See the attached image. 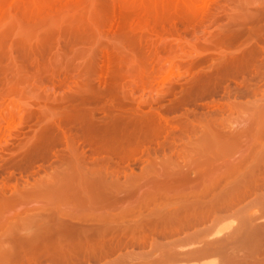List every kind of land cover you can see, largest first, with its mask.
I'll return each mask as SVG.
<instances>
[{"label": "bare ground", "instance_id": "obj_1", "mask_svg": "<svg viewBox=\"0 0 264 264\" xmlns=\"http://www.w3.org/2000/svg\"><path fill=\"white\" fill-rule=\"evenodd\" d=\"M103 1H105L107 3L108 8L110 7L109 8L110 10L108 9V11L110 13V16H113V18H114L113 19L114 21H112L110 19L112 21V23L114 24L112 26L115 27V25H117L116 27H118V28L122 27L120 29H123V27H125L126 25H129V27L130 26L132 27L134 22H136V20L143 17L144 15H145V17H143V19H141V21L139 19L138 22H136V24L137 25H138V23L139 24L140 23L145 24L147 21H149L146 19V16L150 17L151 15H153V13H154V11L152 13L153 8L155 10V7H153V6L157 5L158 6L157 9H159L161 6V8L159 9V12H160L161 10H163L165 8L164 6L166 5V8L164 10L166 13V11L167 12L171 11L169 8H168L169 10H167V7H169V5L171 6L174 3L176 4V2H178L179 0H175L174 2H170L172 4L169 3V5H168L167 1H171V0H89V1L88 0H0V17L6 15L10 10H18V8H20V10H21V15L19 13L20 19H22V18L25 19L28 22L26 24L29 25V27L31 28L33 23H31V20H28V19H30L34 16H36V17L39 15L44 16L43 18L41 16V18H42V21L44 23H46L47 21H49L47 19H50V22H51L52 18L55 17L54 15H56V19H58L57 17H60L61 14L68 13V10H70V9H75L77 12L78 10L88 9L85 7H90L88 10H86L87 12L84 11V13H81L78 11V14L79 15L82 14L81 17L84 18V17H86L85 15H89L88 11L90 10V18H91V14L93 12V11L91 12V9L95 6H99L98 3L101 4V3H103ZM183 4H182V6L179 4V7H183ZM86 5H88V6H86ZM89 5H91L92 7ZM262 5H263V3L260 4V6H262ZM187 6L188 5L186 4V7ZM104 7H105V5H104ZM104 7L100 6V12L102 10V13L99 12V14H103L105 12V10H103ZM173 7H175V6H173ZM184 8H182V9H184ZM177 9L181 10L180 8H177ZM177 9H175V11H177ZM188 9H190V8H188ZM63 10L66 13H63L62 12ZM75 10H73V11H75ZM253 10H251V11H253ZM73 11L72 10L69 11V13L66 14L67 16H65L66 18L64 17L63 20L69 19L68 21H71V20L75 21V19L77 18V22L80 23V21L86 20V18H88V17H86L85 19L81 18L82 20H80V18L77 17L78 14H73L74 13ZM258 11H259L258 14H260L261 16L260 15L254 16L255 19L258 16L264 17V8L262 7L261 11H260V9ZM57 12H59L60 14L59 13L57 14ZM70 12H73V13H70ZM155 12L157 13L158 10H155ZM161 12H163V11H161ZM43 13H45V14H43ZM86 13H88V14H86ZM158 13L156 14L157 16H159ZM174 13H176V12H174ZM189 13H191L190 10H189ZM194 13L197 14V12H194ZM70 14H72L74 18L72 16L70 17L69 16ZM161 14H160V16H161ZM58 15H60V16H58ZM74 15L75 16L77 15L76 18ZM106 15L107 14L101 15V16L99 15L98 18L100 17L101 19H103L104 17H107ZM154 15H155V13H154ZM156 15H155V17H156ZM170 15L172 16L173 13H171ZM174 15H176V14H174ZM193 15L194 14H192V16ZM67 17H70V18H67ZM244 17H247V15L246 16L244 15ZM20 19L19 20H13L11 22V27L7 28V30L5 29L2 32H0V50L2 51L1 48H6L5 51L9 52V55H11L9 57V59H13L14 57H17V56H14L13 54H10V52H14L13 49H14V47H16L15 45L18 42L20 43V44L19 43L18 44L21 45L22 43L25 44L28 40L31 41L30 40V37H31L30 32H29V34H27V33L26 34L22 33L20 35L18 34V36H16L15 38L11 37L10 33L13 31V29L18 28V26L21 24ZM144 19H146L147 21ZM159 19H158V21H159ZM169 19H172V17H170ZM233 19H234V17H233ZM252 19L254 20V18H252ZM143 20L146 22H144ZM68 21L66 23H68ZM105 21H107V20L105 19ZM77 22L75 21V23H77ZM47 23H49V22H47ZM66 23L65 24L62 23V24L66 25ZM154 23H156V22H154ZM118 24L120 25V27L118 26ZM174 24H176V23H174ZM75 25H77V24H75ZM146 25H148V24H146ZM0 26H1V24H0ZM79 26H81V24ZM85 26H89V25H85ZM135 26L136 25L134 24L133 27L135 28ZM148 26L151 27L153 25H151V26L148 25ZM175 26H178V25H175ZM133 27L131 29H134ZM137 27H139V26H137ZM257 27H259V26H257ZM155 28H156V26H155ZM124 29H127V27H125ZM255 29H253V30L250 29V31L248 30L252 36L249 37L248 41L245 40L246 43H244L245 45L243 44L244 45L243 50H242V52L239 53V55H237L238 53L235 54L239 50H237L236 52L234 51L235 53L234 52L229 53V51H228L229 54L226 53L227 55L226 54H225V56L222 55L223 56L222 63H224V61H226V62H228V64H231V66L230 65H228L227 67L223 66V68H222L221 66H219L222 64L221 61H219L220 64L219 65L217 64V68L212 67V69H209V70L204 69L205 72L207 71L206 75L208 77V80H211L210 83L215 84L217 82L216 85H218V86H216V85H214V86L217 87L218 89L220 87L219 82L223 78L227 77V75L228 76L231 75V77L234 76L236 78V77H238V75L240 76L243 74L244 75L243 77L246 78V76H247V82L248 83L251 81L252 78H255V77H258L259 80L264 79V64H261L262 66L261 65L256 66V64H255V66H251L253 64V62H251V64H248L250 61H252V60L248 61L249 56H251L255 53L257 54V55L255 54L256 55L255 57H257V58H258V54H261L262 56H264V35H262V33L264 34V32H263L264 27L260 26L259 27L260 31L257 28H255ZM153 31H152V33H153ZM158 31L159 30H157V32ZM79 32H81V30ZM154 33L151 34L150 36L153 35V37H154ZM159 33L160 32H158V34ZM122 34H124V32H122ZM83 35H86V34L83 33ZM83 35H81V37H83ZM156 35L157 34H155V36ZM159 35L161 36V33ZM159 35L156 36L155 39L153 37H151L153 39L148 38L147 41H148V43L153 44V46H154V44L159 45V43L161 41H163L162 42L163 44L160 43V45L164 49L166 43H168L169 41L167 40V42H166V39L164 37H161L164 40L160 39ZM143 36H141V37L139 36V37L143 38ZM123 38L124 37L122 36V40H123ZM78 39H74V40H78ZM80 39H83V38H80ZM94 39H96V38H94ZM158 39H160V40H158ZM137 40H138V36H137ZM140 40H138L137 42H139ZM83 41H85V40H83ZM102 41H103V39H102ZM115 41H117V39ZM115 41H113V43L111 41H109V42H111L110 43L111 45L115 44L114 47L111 48L112 53L110 50H109L110 53H108L109 52V51H107L108 49L104 50V52L106 54L104 52H103L104 54L100 53V51H102V50L97 52L98 54L99 53L102 54L101 59H103V61L105 62L104 66H101L97 63V66H98L97 70H99V71H97V70H95V71L99 72V74H100L99 78H97V79H100L103 76L102 77L103 79L101 78V80H103V81L100 80V82L106 83V84H104L106 86L104 87L103 84L101 83L102 87L99 85L100 88H98L99 87L98 83L96 84V86L94 84H92V81L90 82V77L92 78V75L89 77L90 71L88 70V72H86V73H87L89 78L87 77V79H85L84 81H83V79L80 78L81 79L80 81H83V82L81 83V85L79 87H78L79 84L77 86L72 85L74 87V89L76 87L79 89H77L78 91L76 92V94L70 95L71 98L75 99L76 102H78V103H76L75 105L72 104V106L70 108H68L69 106H66L69 109V111H70V109L73 108L71 110V113L67 110H64V109H63V111L68 112L67 114L64 113L63 114L64 116L58 115V114H62L60 112L61 109H60V111H58L59 113H57V111H56L57 116L56 115H50V111L47 112V113H49L50 117L52 116L51 117L52 119H50V117H49V121H47L46 123L48 124V122H50V124H49V126H45V127L48 130H50V127L52 126L51 128L54 129V130L52 129L54 131V133L52 134L54 139L52 138L53 139L52 141H54L55 144L56 143L59 144V141H60V145H61V142L66 143V144H64V145H66L65 146L66 149L64 148L65 150L63 149V151L60 152L61 154L60 153H57V155L55 154L58 157L57 159L59 162L58 161L57 162L59 164H57V166H55L53 171L49 172V174L50 173L51 174L50 175L48 174L49 176L47 175L48 176L47 178L43 177L44 179H42V180H38V181L35 180L37 182L34 181V184L26 183L28 181V178H27V180L24 181V183H21V184L14 183L15 185L14 184L13 185H14L15 189H13V190H11V188H10L12 184H10L8 182H3L0 185V264H12L14 262L25 263L26 261H28V262L33 261L37 264L39 259H41L43 257H48V256L52 259L54 264H57V263H62V264H67V263L75 264V263H77L78 264V263L83 262L82 260H84V259H87V261H88V259L96 260L98 258L105 256V255H108L109 253L111 254V253H113V251L115 249L121 248L124 245L131 244V245L135 246V245L145 244L148 242H149L150 246H152V247L155 246V247L162 249V252H161V254L158 255L157 260H160L161 258L199 259V258H203V257L209 256V255H213L215 253H218V251H220V249H221L219 247V245H220L219 240H215V239L207 240L205 238L203 239L202 236H200L202 239L201 238L199 239L198 236L200 234H202V232H203L201 229H198L199 227L201 228V226H198V228H196L195 230H193L191 232H187L183 236V238H182L183 240H185V239L194 240L195 238H198V239H196L195 242L192 241V243H188L187 246H185L184 248H181L178 245L182 241L181 238H180L181 240H179V239L173 237L174 239L169 240L168 237L175 236L176 234H178L182 231H185L186 229H190V228L195 227L196 225L203 224L208 219L212 218V216H214L216 214L218 209H223V208L230 206L231 204L235 203L240 197H242L245 193L248 192V189H251V188L253 189V187L256 186V181L254 183L251 182L250 185H248V186H246V185L244 186V185L240 184V181L237 179L233 180V181H228L227 178L229 176H231L234 173V171H236L234 169L237 168L238 164L241 163L240 160H239V162H236L237 165L236 164L233 165L234 167L230 166L231 164H233L235 162L234 160H232V162H230V164L228 162L229 167L225 168V164L223 162L219 163V164L216 163L214 165H211L212 161L215 160V162H216V159L210 157V154H212L211 151H210V153L208 152L209 154L203 153L206 150L205 148L210 147L209 145H211V143L208 145V142L213 141V139L216 140L217 138L218 139L222 138V136H224L225 138L224 137L222 138L224 140V142L222 143L223 145L221 144V146L219 148L216 147L218 149L215 150V151H217L215 153V156L220 157V156H224V154L227 155V153H231L233 151L231 149H230L231 151L228 150L229 145L231 144L230 146L234 148V146L237 145L235 143V140H239V141L242 140L241 135L245 136L246 134L245 133L242 134L244 132L243 130L239 132L240 134L237 133L238 131H231V133L229 131H226L229 134H227L226 132H225V134H223L224 131L222 129L219 130V128H218V126H219L218 124L221 123V122H218L220 120H218L217 122H214L219 118L221 119L222 116L220 115L221 116L220 117L219 114H218L219 118H216L215 117L216 113L211 114V113H209L210 112L209 111V112H207L209 115L204 114L205 116L203 115L202 117H199V116H197V114H194L195 113L194 109H193V111H190V113H189V109H188V112L186 111L188 103L191 104L190 101L193 102L194 100H197L200 96L199 95V96H197V98H193V96L195 95L193 92H195L194 90L197 88V87H195V85H196V83H199V81L196 82L195 85H194V83H190V84L194 85V86L191 85L190 87H195V89H192V91L189 90L191 88L187 89L189 87L188 85H187L188 86L187 88L185 87L187 90H189V92L191 91L192 93H189L187 90H186L187 91L186 93L184 91H183V93L179 92V93H181V95L182 94H184V95H182V97L180 96V98L178 97L177 100L176 99L173 100V102L171 101L170 104L167 105V107L164 106V104H163V106L165 108H160V105L154 106V103H156L157 100H160L161 98H163L165 95L167 96L169 91H171V94H172V92H174V89L171 87L172 86L174 87V85H172V84L175 83V85H176V82L180 78V77L178 78L177 76L182 75L180 73L181 72L180 69L175 67V66H171V65L167 66L168 68L165 67L166 69H162L161 66L160 67L158 66L159 68L157 69L158 70L157 71L156 68H154L155 64H154V66L150 65L148 67L147 66L143 67L141 65L138 66L140 59L135 55V53L133 52L134 54H132V52H129L124 47V45L122 44L123 42L121 43V41L119 39H118L119 42H115ZM141 41L139 43H136V45L137 44L140 45L142 43ZM208 41H211V40H208ZM105 42H107V40L103 41L102 43L104 44ZM109 42H107V43H109ZM164 42H166V43L164 44ZM170 42H171V40H170ZM197 42L198 41H196L195 43L197 44ZM251 42H253V43H251ZM75 43H77V42H75ZM85 43H87V42H85ZM100 43H101V40L97 45H103L102 43L101 44ZM24 44H22V45H24ZM132 44H133V42H132ZM19 45H17V46L20 47ZM22 45L20 48H22ZM111 45H110V47H111ZM158 45H156V46L158 47ZM168 45L169 44H167V47H168ZM24 46L27 47L28 44L24 45ZM29 47H31V44ZM32 47H33V45H32ZM32 47H31V51H33V53H35V55H36V51L34 52ZM96 47H99V46H95L94 47L95 50H96ZM101 47H103V46H101ZM106 47H109V45L107 44ZM171 47H172V44H171ZM138 48H140V47L139 46L133 47V49L139 50ZM246 48H248V49L250 48V50L253 51V54L249 55L248 52H250V53H252V52ZM150 49H151V45H150ZM154 49H152L150 51L154 52ZM158 49H157V51H159ZM35 50H36V47H35ZM95 50H94V52H95ZM98 50H96V51H98ZM133 51L137 52V54H140L139 52L141 51V49L139 52L136 50H133ZM155 51H156V49H155ZM153 52H152V54H153ZM37 53H38V51H37ZM91 53H93V52H91ZM97 53H96V55H97L96 57L99 58L100 56L98 57ZM221 54H223V53H221ZM1 55H2V53H1ZM5 55H8V53ZM31 55L33 56V54H31ZM93 55H94V53H93ZM154 55H155V52H154ZM154 55H153V57H154ZM159 55H160V53H159ZM261 55H259V56H261ZM182 56H184V55H182ZM198 56H200V55H198ZM6 57H8V56H6ZM23 57H25V56H23ZM27 57H29V56L27 55ZM35 57L38 58L37 56H35ZM35 57L33 56V58H35ZM139 57H142V55H139ZM2 58H3V56H2ZM97 58L95 60L96 62H97ZM246 58H248V59L246 60ZM250 58L252 59L253 56ZM257 58H256V60H257ZM101 59H99V61ZM160 59L161 58H159V63H161L160 61H162ZM212 59L216 60L215 57ZM31 60H34V59H31ZM143 60L146 61L145 58L142 59L141 61H143ZM155 60H158V59L156 58ZM196 60H197V58H196ZM218 60H220V59H218ZM256 60L254 59V61H256ZM103 61H102V65H103ZM236 61L237 62L242 61V63L241 64L239 63L238 66H236V65L233 66L232 63L235 62L237 64ZM246 61H248V62L245 63ZM9 62H10V66H11V65H13V63H15L17 61L14 59L12 61L13 63L11 62V60ZM43 62H46V61H43ZM152 62L150 61V63H152ZM179 62H180V60H179ZM194 62H195V60H194ZM125 63H127V64L130 63L129 64L130 66L125 67L126 66ZM131 63L134 66H132ZM174 63L172 65H174ZM187 63H190V62L188 61ZM16 64H18V63H16ZM16 64H15V66H18ZM213 64H214V62H213ZM247 64H248V66H247ZM23 65H26V63H23ZM135 65H137V66H135ZM21 66H22V64H21ZM128 67H131V68H128ZM192 67H194V66H191V67L189 66V68H192ZM86 68L87 67H85L83 69H86ZM181 68H183V67H181ZM17 69H19V68H17ZM83 69H81V71H83ZM89 69H91V68H89ZM183 69H185V68H183ZM186 69H185V71H186ZM193 71H194V69H193ZM201 72H203V71L201 70ZM28 75H30V74H28ZM152 75L154 76L153 81L156 78L159 79V77H160V79H161V80H159L160 84H161V82L164 85H166L165 84L166 82L169 83L165 86V87H167V89L164 88L165 89L164 91L162 90V92H160V91L158 92V89L156 88L155 89L156 90L155 96L150 95L149 98H147V96L144 97L143 95L139 96V97L138 96L135 97L134 92L137 88L141 87L142 89H146L145 87L149 86V85L146 86V83H149L151 85L153 84L152 83L153 81H151V80H150L151 83L148 82L149 78H152L151 77ZM183 75H185V74H183ZM197 75H196L195 79H198ZM157 76H159V77H157ZM79 77H81V76H79ZM194 77H192V79ZM207 77H201V78L206 79ZM245 78H243V79H245ZM97 79H96V82L99 81ZM145 79H148V80H145ZM243 79H242V81H243ZM190 80L191 79L188 78V81H190ZM77 82L76 83L73 82V83L77 84ZM156 82H157V80L155 81V83ZM194 82H195V80H194ZM243 82L245 83L246 81H243ZM126 83H130V84L129 85L127 84L128 86H125ZM184 83H186V82H184ZM248 83L245 86H251V85H248ZM179 84H180V82L178 83V85ZM199 84H201V83H199ZM208 85L209 84L207 83V86ZM152 86H150V90H151ZM201 86H198V88L200 87L199 89H201V88L203 89L204 87H206V86H204V87H201ZM69 87H70V85H69ZM168 87H170L172 90H169ZM211 87H212V85H210V88ZM213 87L211 88L212 91H213ZM71 88H68V89H69L70 93H73L70 90ZM185 88H184V90H185ZM246 88H248L247 89V90H249L248 92H251L254 94L256 93V91H258L257 85H254L253 87H250V88L249 87H246ZM203 90H205V89H203ZM206 90L211 91L209 88H207ZM244 90H246V89H244ZM75 91H76V89H75ZM199 91L200 90L197 89V92H195L196 95H198ZM201 92H200V94H201ZM67 93H69V92H67ZM107 93L112 94V96L110 95V97H108L109 95ZM113 93H114V95H113ZM263 93H264V91H263ZM104 94H105L106 98H105ZM150 94H151V92H150ZM58 95H60V94H58ZM61 96H63V94ZM65 96H67V95L64 94L63 97H65ZM177 96H179V95H177ZM260 97H264V96H260ZM53 98H51V99H53ZM65 99H67V97H65ZM56 100H57V98L55 99V101ZM59 100H63V98H60ZM69 100H66V101H69ZM66 101H65V103H68ZM90 101H92L91 102L92 105L93 104H99L98 105L99 108L97 105H96L97 108L92 107V105H90V103H89ZM57 102H60V101L57 100ZM96 102H98V103H96ZM255 103H257V102H255ZM86 104L87 105L89 104V106H91V107H88ZM210 104H212V103H210ZM64 105H66V104H64ZM125 105L128 107H126ZM145 105H147V106H145ZM37 106H38V104H37ZM236 106H238V105H236ZM185 107H186V109H185ZM196 107H197V105H196ZM216 107H217V105L215 103L214 109H216ZM224 107L223 106L220 107L222 109L221 110L219 109V111L222 112L224 110ZM252 107H253V109H255L256 106L252 104ZM45 109H44V111H47ZM183 109H184V111H183ZM261 109H263V110H261V112L264 111V107ZM41 110H43V108ZM41 110L39 111L40 113H41ZM53 110L55 111V109H53ZM56 110H58V109H56ZM209 110H211V109H209ZM97 111L98 112L103 111L104 115L97 116V114H98ZM172 111H182V112L180 114V117L179 116L178 117H170L168 115V113L172 112ZM257 111L258 110H256V112ZM212 112H213V110H212ZM221 112H220V114H222ZM42 113H43V115L45 114L44 112H42ZM53 113L51 112V114H53ZM196 113H197V111H196ZM40 115H42V114H40ZM40 115H38V116H40ZM49 115H47V116H49ZM211 115H213V116H211ZM47 116H46V118H48ZM51 120H52V122H51ZM40 122H41V119H40ZM43 122H45L44 119L41 122L43 124L41 126H44ZM71 124L74 126H70ZM202 124L204 126H206V128L204 127V129H206V130H203L205 132L201 133L202 135H199L200 139L196 138V140H197L196 142L197 143L199 142L198 144H200L198 147L196 146L197 147L196 150H198L199 148H204V150L199 149L197 151V154L199 153V155H197V156H199V158L192 157L190 159V161L187 163V162H181L178 158L179 156L175 157L174 156L175 153H172V152L171 153L169 152L168 154L163 153L162 157L159 155V152L160 151L164 152L165 148H168L169 150H171L173 147L176 146V144L178 142L177 136H179V138H180L183 135H186V134H189L193 131H196L197 128H199V125L201 127ZM212 124L216 125L217 129L220 132L216 129V127H214L215 131H212L211 129H214L212 127L213 126ZM45 127H44V129H43V127H40L43 129V131H40V132H44V131L46 132ZM71 127L77 128L76 133L70 132V131H72V130H69ZM174 127L175 128L178 127V128H176L179 130L178 134H176L174 132V130H175ZM200 130L202 131L201 128H200ZM74 132H75V130H74ZM55 133H56V135H54ZM38 134H41V133H38ZM47 135L50 136L49 134H47ZM47 135H45V136H47ZM45 136H43V137H45ZM37 137L42 138V135L41 136L39 135ZM37 137H35V141L40 140V138L37 139ZM50 137H49V139H47L49 145H50L49 140H51ZM190 137H191V135H190ZM201 137H203V138L201 139ZM235 137H237V138L239 137V138L234 140ZM242 138H244V137H242ZM182 139H183V137H182ZM225 139H227V140H225ZM225 141H227V143H229V144L225 143ZM232 141L234 143H231ZM204 142H206L207 144H203ZM217 142L219 145L220 141H217ZM236 142H238V141H236ZM241 142H243V141H241ZM256 142H258V141H256ZM256 142L252 143L253 146L256 145ZM33 143H34V141H33ZM39 144H40V141H39ZM39 144H36V145H39ZM187 144H189V143H187ZM232 144H233V146H232ZM261 144L263 146L264 143H261ZM42 145H44V144H42ZM86 145L89 147L88 148L84 147ZM154 145H157V146H154ZM202 145L203 146L207 145V146L206 147H200ZM227 145H228V147H227ZM31 146H32V143L29 145L30 149H31ZM40 147H42V146H40ZM53 147H54V145H53ZM53 147L52 148H51V146L47 147V143H46V146L44 148L42 147L43 149L40 148V150L42 152H40V150L38 151V149H37V151L41 154L43 153L44 157H45L46 155L49 156V155H52L53 153H56V151H54ZM30 149L25 150L26 151V153L24 152L25 156L28 155L27 154L28 151H29V153L33 154V152L30 151ZM181 150H182V148H181ZM227 150L230 152H228ZM234 150H235V148H234ZM35 151H36V148H35ZM254 151H256V149L253 150L252 154H250L251 155L250 158H252L253 160H260V159L263 160L264 148L260 149V151H256V152H254ZM200 152L203 155H201ZM206 152H207V150H206ZM247 153H246L247 155L244 154L245 156H243V157H247V156L249 157L250 151ZM212 155H214V154H212ZM37 156L38 155H36V157ZM211 158L214 160H211ZM23 159L21 157V159L19 158L18 160L23 161ZM18 160H16V161H18ZM25 160L26 159H24V161ZM137 160L138 161L141 160L144 162V163L141 162L143 165L140 168V170H134L135 168H133V167L130 169V167H129L130 165L125 166L127 163H131L132 161L134 162ZM22 161H20V162H22ZM28 162H30V160H28ZM223 164H224V166H223ZM19 165H21V164H19ZM22 166H23V163H22ZM121 166H125V168H121ZM25 167L28 168L29 164L26 163L24 168ZM145 181H146V183L150 182L151 186L150 187H148V186L143 187V183ZM147 185H149V183ZM8 190H9V192H8ZM210 194L211 195L213 194L211 200L203 201L202 198L205 196H208V195H209V197H211ZM37 196H39V197L43 196V197L47 198L46 202L43 201V203H44L43 205L38 206L39 208L41 207L42 209H52V210L55 209V210H58V212H56L54 214L51 213V215L48 216L47 219H44L45 216L43 215V213L28 214V209H29L28 201L30 202L31 197H37ZM204 199L206 200L207 198L205 197ZM208 199H210V198H208ZM30 203H32V202H30ZM145 207L150 208V210L146 215H143V214H141L140 210L145 208ZM97 209H104V210L106 209V211L97 213L96 212ZM38 221L39 222L41 221V222L36 224V222H38ZM34 223L37 225L36 228L21 231L20 227L26 226V224H34ZM255 231H257V230H255ZM253 235L254 236H250V234H249V236H245L243 239L246 242L254 241V240H252L253 238H255L258 241V239L260 237L259 232H256ZM161 238H168L169 241L162 242V240H160ZM149 239H150V241H148ZM239 240L241 241V237L239 238ZM237 241H238V238H237ZM183 244H181V245H183ZM176 246H179L182 249V251H179V249H180L179 247H178V249H175ZM259 249L264 251V247L258 248L257 244L252 245L250 248V250L253 251L252 253H256ZM133 260H135V261H131L128 263L125 260L121 259V257H120L119 260L115 261L113 259V261L105 262L103 264H144L143 261H141V260L139 261L137 258H135ZM178 262H177L178 264H181L180 261H178ZM184 262L182 261V263H184ZM177 263H174V264H177ZM165 264H170V263H165ZM202 264H218V263L216 260H214V261H204ZM231 264H241V263L235 260V261H231Z\"/></svg>", "mask_w": 264, "mask_h": 264}, {"label": "rangeland", "instance_id": "obj_2", "mask_svg": "<svg viewBox=\"0 0 264 264\" xmlns=\"http://www.w3.org/2000/svg\"><path fill=\"white\" fill-rule=\"evenodd\" d=\"M174 1L175 0L167 1L168 5L170 2H174ZM178 2H176V4L170 3L172 5L171 6L169 5V7H167V10L170 9L171 11H169V12L166 11V13L164 11L166 8V5L164 6L165 8L163 10H161L163 12H161V11L159 12V9L161 8V6L159 9H157L158 8L157 5L153 6V7H155V10H158L159 13L158 12L157 13L159 16L156 15L157 13L155 12V10L153 8L152 13L154 11L157 18L155 17V15L153 13V15H151L150 17L146 16V19L149 21L144 19L147 21L146 22L143 20L144 22H146L145 24L140 23L141 24L140 25L138 23V25H137L136 22H138L139 19L141 21V19H143V17H145V15H144L143 17L136 20V22H134V24L136 25L135 28L133 27L134 24L132 25V27L135 30L131 29L132 27L131 26L129 27V25H126V26L124 25L125 27H127V29H124L125 27H123L124 30L120 29L122 27H120L119 24H118V26L120 28L116 27L117 25H115V27L112 26V25H114L112 23V21H114L113 20L114 18H113V16H110V13L108 11V9L110 7L109 8L107 7V3L105 1H103V3H101V4L98 3L99 6H95L91 9V12L93 11L91 14V18H90V10L88 11L89 15H85L88 18H86L84 16H83L84 18L81 17L82 16L81 13H84V11L87 12L86 10H88L90 7L84 6L85 8H88V9L78 10L79 12H81L80 13L81 15H79L78 11L76 12L75 9L68 10V13L71 10L72 11L75 10V11H73L74 13L73 12H70V13L78 14V16L77 15L76 16L78 18H80V20L86 18V20L80 21V23L77 22V18L75 15H74L76 18L75 21L77 23H75V21H72L71 19H70L71 21H68L69 19L63 20L64 17L67 16L66 14H68L64 10L62 12L66 13V14H61L62 17L60 15H58V16H60V17H57L58 19H56V15H54L55 17L52 18L51 22H50V19H47V20H49V21H47L49 23H47V22L44 23L42 21V18L44 17L42 15H41L42 18L39 15L37 17L34 16V17L28 19V20H31V23H33L31 28L29 27V25L26 24L28 22L25 19H23V18L20 19V16H19V13L21 15L20 8H18L19 11L18 10H10L6 15L0 17V24H1L0 32H2L5 29L7 30V28L11 27V22L13 20H19L20 19L21 24L18 26V28L13 29V31L10 33L11 37L15 38L16 36H18V34L20 35L22 33H25V34L26 33L29 34V32L31 33V37H30L31 41L28 40L30 43L28 41L26 42L28 44L27 47L24 46V45H27L26 43L25 44L22 43L24 45L21 44L22 48H20L21 45H19L20 43L18 42L19 44L17 43L15 45L16 47H14V49H13L14 52H10V54H13L14 56H17V57H14L13 59H9V57L11 55H9V52L5 51L6 48H1L2 51L0 50V52L2 53V55L0 53V55H1L0 56L1 57L0 58V79H1L0 80V98H1L0 99V145H1L0 146V185L3 182H8L12 185L14 183L21 184V183H24V181H26L27 178H28L29 182L27 181L26 183L34 184L35 180L38 181V180H42L44 178H47L51 174V173L49 174V172L53 171L55 166H57V164H59L58 163L59 161L57 159L58 157L56 155H57V153H60L63 151V149L66 146L64 144H66V143L61 142V145H60V141H59V144H57V143L55 144V142L52 141L54 139V137L52 135L54 133V131H53L54 129L51 128L52 126L50 125L51 131L48 130L45 126H49L50 122H48V124L46 122L49 121L50 115H56L57 116L56 111H57V113H59L58 111H60V109H61L60 112L62 114H58V115L64 116L63 114L68 113L67 112V111H69L68 108H70L72 106V104L75 105L76 103H78V102H76L75 99H72L70 95L76 94V92L78 91L77 89H79L76 86L79 84L78 85V87H79L81 85V83L85 79H87L88 75L86 72H88V70L90 71L89 77L92 75V78H93L92 79L90 77V82L92 81V84H94L96 86V84L98 83V86L99 85L101 86L102 84L104 87L106 86V85H104L106 83L100 82V80L103 76L100 79H97L100 76L99 72H97V71H99V70H97L98 69L97 63L101 66L105 65V62L103 61V59H101L102 54H104L105 53L104 50H107V49H108L107 51L110 50L112 53L111 48L114 47L115 44L111 45L110 43L111 42L113 43V41H115L116 39H117V41H115V42H119L118 41V39H119L121 41V43L123 42L122 44L124 45V47L129 52H132V54L135 53V55L140 59V60L138 59L139 60L138 66L141 65L143 67L144 66L148 67L150 65L154 66V64H155L154 68H156V70H157L160 66L162 69H166L165 67L171 65V66H175V67L180 69V71H181L180 73L182 75L177 76L178 78L179 77L180 78L176 82V85L174 83V84H172V85H174V87L173 86L171 87L174 89V92H172V94H171V91H169L168 94L166 93L167 96L165 95L163 98H161V99L159 98L160 100H157L156 103H154V106L160 105V108H165L164 106L167 107V105H169L171 101L173 102V100H175V99L177 100L178 97L180 98V96L182 97V95H184V94L181 95V93H179V92L183 93V91H184L186 93L187 91L188 92H189V90L192 91V89H195V87H197L194 91L197 92V89L200 91L198 92V95H196V93L193 92L195 94L193 96V98H197V96H199V95L200 96L197 100L193 99L194 100L193 102L190 101L191 104L188 103L187 109L185 107L187 112H188V109H189V113H190V111H193V109H194L195 110L194 114H197V116H199V117H202L204 114L207 115L208 114L207 112H209V111H210L209 113H211V114L216 113L215 114L216 118H219L220 115L222 116V117L220 116L222 120L219 118L214 122H217L218 120H220L218 122H221V123L220 124L217 123V124L219 125L218 126L219 130L222 129L224 131L223 134H225L226 131H229L230 133H231V131H238L237 133H239L242 130L244 131L242 134H244V133L246 134L245 136L241 135L242 140H240V141L235 140V139H238L239 137L238 138L235 137L234 140H235V143L237 144L234 146L235 150L233 147L230 146L231 144L229 145V147L227 145V147L229 148L228 150L231 149L233 151L231 153H227V155L224 154V156H220V157L218 156L219 158L217 156H215V153L217 152L215 150L218 149L221 146V144L224 142V140L222 139L224 136H222V138H219V139L217 138L218 140L216 139L217 141H220L219 145H218V142L213 139V141L208 142V145L211 143V145H209L210 147H206L207 145L206 146L202 145L200 147H206L205 149L207 150V152L205 150L204 152L202 151L203 153H208V152L210 153V151H211V153L214 154V155L210 154V157L216 159V162L214 159L211 158V160H214L211 162L212 163L211 165H214L216 163L219 164V163L223 162L225 164V168H226V167H229L228 165L230 164V162H232V160H234L235 162L233 164H231L230 166H233L235 164L237 165L236 162H239V160H240L241 163L238 164V167L234 169L236 171H234V173L227 178L228 181H233V180L237 179L240 181V184H242L244 186L245 185L248 186V185H250L251 182L254 183L256 181V186L253 187V189L252 188L248 189V192L245 193L242 197H240L235 203H233L230 206H227L223 209H218L217 210L218 213L216 212V214L214 216H212V218L208 219L203 224L196 225L197 227L195 226L193 228L186 229L185 231L178 233L179 235L176 234L175 236L168 237L169 240H172L174 238L181 240L187 232H191V231L195 230L196 228H198V226H201V228L199 227L198 229H201L203 232H202V234H200L198 236V238L200 239L201 238L200 236H202L203 239L205 238L207 240H212V239L219 240V243H220L219 247L221 249H220V251H218V253H215L213 255H209V256H206L203 258H199V259L161 258L160 260H157L158 255L161 254V252H162V249L155 247V246L152 247V246H150V244L148 242L145 244L135 245V246H133L131 244L124 245L121 248L115 249L113 251V253H111V254L109 253L108 255H105V256L98 258L96 260L88 259V261H87V259H84V260H82L83 262L78 263V264H103L105 262L113 261V259L115 261L119 260L120 257H121V259L125 260L128 263L131 261H135L133 259L137 258L139 261L140 260L143 261L144 264H160V263L161 264H165V263L174 264V263H177L178 261H180L181 264H202L204 261H214V260H216L218 264H231V261H235V260L240 262L241 264H263L264 263V251L263 250L259 249L256 253H252L253 251L250 250L251 246L254 244H257L258 248L264 247V158L262 157L263 160L262 159L253 160L252 158H250V156H251L250 154L253 153V150L256 149V151H260V149L264 148V144H263V146L261 144V143H264V124H263L264 123V111L261 112V110H263L261 108L264 107V101H263L264 97H260V96H264V93H263V91H264V79L259 80L258 77H255V78H252L251 81L248 83L247 82V76L245 78V77H243L244 76L243 74L240 76L238 75V77H236V78L234 76H233L234 77L233 78V77H231V75H229V76L227 75V77L223 78L219 82L220 87L218 89L217 87L214 86V85H216L217 82L215 81L216 82V83L214 82L215 84L210 83L211 80H208V77L206 75L207 71L205 72V70L212 69V67L217 68V64L218 65L220 64L219 61H221V63H222L223 56H225L226 53L229 54V53H233L234 51L236 52L237 50H239L236 53L234 52L235 54L238 53L237 55H239V53L242 52V50H243V47L245 45L244 43H246V41H248L249 37L252 36L251 33H249L250 29L253 30V29L257 28L259 30L260 26L264 27L263 26L264 25V17H260L261 15L258 14L259 13L258 10L260 9V11H261L262 7L264 8V0H179ZM261 3H263L262 6H260ZM179 4L181 6L183 4V7H179ZM186 4L188 5L187 7H186ZM104 5H105V7H104ZM86 6H88V5H86ZM89 6H91V5H89ZM100 6L104 7L103 10H105V12L103 14H99ZM173 6H175V7H173ZM177 8H180L181 10H179ZM182 8H184V9H182ZM188 8H190V9H188ZM175 9H177V11H175ZM189 10L192 14H194L193 16L191 13H189ZM251 10H253V11H251ZM174 12H176V13H174ZM194 12H197V14ZM58 13L59 12H57V14ZM100 13H102V10ZM169 13L170 14L173 13V15L171 16ZM43 14H45V13H43ZM86 14H88V13H86ZM105 14H107L106 16L108 18L104 17L103 18L104 20L101 19L100 17L98 18L99 15L101 16V15H105ZM160 14L162 17L160 16ZM174 14H176V15H174ZM244 15L245 16L247 15V17H244ZM256 15H260V16L256 17V19H255L254 16H256ZM69 16L73 17L72 14H70ZM70 17H67V18H70ZM170 17H172V19H169ZM233 17L235 20L233 19ZM183 18L184 19L186 18V19L184 20ZM252 18H254V20ZM105 19L107 21H105ZM158 19H159V21H158ZM66 20L68 21V23H66L67 22ZM153 21L156 23H154ZM62 23L63 24L66 23V25H63ZM174 23H176V24H174ZM75 24H77V25H75ZM80 24H81V26H79ZM146 24H148L150 26L153 25V26L149 27ZM85 25H89V26H85ZM175 25H178V26H175ZM137 26H139V27H137ZM155 26H156V28H155ZM257 26H259V27H257ZM80 30H81V32H79ZM157 30H159L158 32L161 33V36L159 35L160 33L158 34ZM152 31H153V33L156 31L154 33V37H153V35L150 36L151 34H153ZM82 32L85 33L86 35H83ZM122 32H124V34H122ZM155 34H157L156 36L159 35L160 39H162L161 37H164L166 39V42H167V40L169 42L171 40L170 43L172 44V47L174 49L171 47V44L169 42L168 43L164 42V44L166 43L164 49L160 45V43H162L163 41H161L159 43V45L154 44V46H153V44L148 43V41H147L148 38H151V37H153L154 39L156 38ZM81 35H83V37H81ZM262 35H264V34L262 33ZM122 36L124 37L123 40H122ZM137 36H138V40H140V39L142 40V41L140 40L142 42L140 44L141 46L138 44L136 45V43L140 42V41L137 42L138 41ZM139 36L140 37L143 36V38H140ZM78 38L79 39L83 38V39L79 40ZM94 38H96V39H94ZM153 38H151V39H153ZM74 39H78V40H74ZM102 39H103V41L107 40V42H109V41H111V42H109V43L105 42L104 43L105 45H104L102 43L103 42ZM160 39H158V40H160ZM83 40H85V41H83ZM100 40H101V43L103 45H97L100 42ZM162 40H164V39H162ZM208 40H211V41H208ZM196 41H198L197 44L195 43ZM75 42H77V43H75ZM85 42H87V43H85ZM132 42H133V44H132ZM251 43H253V42H251ZM30 44H31V47L33 45L32 48H33L34 52L36 51V55H35V53H33V51H31V47H29ZM107 44L109 45V47H106ZM167 44H169L168 47H167ZM17 45H19L20 47H18ZM110 45H111V47H110ZM150 45H151V49H150ZM156 45H158V47ZM95 46L100 47V48L96 47V50L99 49L98 51L95 50V48H94ZM101 46H103V47H101ZM135 46H137V47L139 46L140 47V48H138L139 50L133 49V47H135ZM35 47H36V50H35ZM154 48L156 49V51ZM140 49H141V51H140ZM152 49H154L156 56L154 55L153 51H152L153 54L150 51ZM157 49L159 51H157ZM246 49H248V48H246ZM94 50L96 53L99 52L100 50H102V51H100V53H102V54L99 53L100 54L99 55L97 53L98 57L100 56L99 58L96 57L97 55L94 52ZM133 50H136L138 52L140 51L139 52L140 54H137V52H135ZM248 50L251 51L250 48ZM37 51H38V53H37ZM110 51L108 53H110ZM228 51H229V53H228ZM91 52H93L94 55ZM251 52L252 53L248 52L249 55L253 54V51H251ZM7 53H8V55H5ZM159 53H160V55H159ZM221 53H223V54H221ZM31 54H33L34 57L37 56L38 58H36V57L33 58V56ZM175 54L176 55L178 54V55L176 56ZM255 54L249 56V59L246 58V60L248 59V61L252 60L248 64H251V62H253V64L251 66H255V64H256V66L264 64V60H263L264 56H262L261 54H258V58H257V57H255L257 54L256 55ZM27 55L29 57H27ZM139 55H142V57H139ZM153 55H154V57H153ZM182 55H184V56H182ZM198 55H200V56H198ZM259 55H261V56H259ZM2 56H3V58H2ZM6 56H8V57H6ZM23 56H25V57H23ZM157 56L159 58H161L160 59V60H162V61H160L161 63H159V58ZM252 56H253V58L251 59L250 57H252ZM95 57L97 58V62L95 61L96 60ZM155 57L158 60H155L156 59ZM214 57L216 60L212 59ZM144 58L146 61H144V60L141 61ZM196 58H197V60H196ZM256 58H257V60H256ZM14 59L17 62L13 63L12 61ZM31 59H34V60H31ZM99 59H101L103 61V65H102V61L101 60L99 61ZM218 59H220V60H218ZM254 59L256 61H254ZM8 60L9 61L11 60L13 65L10 66V62ZM179 60H180V62H179ZM194 60H195V62H194ZM43 61H46V62H43ZM150 61L151 62L153 61L152 62L153 64L150 63ZM188 61L190 63H187ZM212 61L214 62V64ZM248 61H246L245 63H247ZM16 63H18V64H16ZM23 63H26V65H23ZM173 63H174V65H172ZM224 63H222L219 66H221L222 68H223V66H226V67L228 65L231 66V64H228V62H226V61H224ZM233 63H232L233 66L234 65L238 66L239 63L240 64L242 63V61L237 62V64L235 62H233ZM15 64L18 66H15ZM21 64H22V66H21ZM129 64L130 63H128V64L125 63L126 66L125 65L124 66L125 67L130 66ZM248 64H247V66H248ZM132 66H134V65L132 64ZM135 66H137V65H135ZM189 66L190 67L194 66V67L189 68ZM85 67H87L88 69L87 68L83 69ZM181 67H183L185 69L187 68L186 71H185V69H183ZM17 68H19V69H17ZM89 68H91V69H89ZM128 68H131V67H128ZM81 69H83V71H81ZM193 69H194V71H193ZM95 70H97V71H95ZM201 70L203 72H201ZM202 73L203 74L205 73V74L203 75ZM28 74H30V75H28ZM183 74H185V75H183ZM196 75L198 76L197 78L199 80L195 79ZM79 76H81V77H79ZM151 77L152 78H149V80L148 79H145V80H148V82H150V80L153 81L154 76L152 75ZM157 77H159V76H157ZM192 77H194V78L192 79ZM201 77H207V78L205 79V78H201ZM80 78L83 79V81H80L81 80ZM188 78L191 80L188 81ZM243 78H245L246 80ZM96 79L99 81L96 82ZM242 79H243V81H246V82L244 83L242 81ZM156 80H157V82H156L157 84L155 83ZM159 80H161L160 77H159V79L156 78L152 82L153 86L149 83H146V86L149 85V86L145 87L146 89H142L141 87L137 88L134 92V96L139 97V96L143 95L144 97L147 96V98H149L150 95L155 96V94H156L155 89L156 88L158 89V92L159 91L162 92V90L164 91L165 89H167V87H165V86L169 83L166 82L165 83L166 85H164L161 82V84H162L161 85ZM194 80H195V82H194ZM101 81H103V80H101ZM198 81L201 84L196 83ZM73 82L74 83L77 82V84H74ZM179 82H180V84L178 85ZM184 82H186V83H184ZM190 83H194V85L196 83L195 87H190L192 85ZM207 83L209 84L208 86H207ZM247 83H248V85H251V86H245ZM127 84L129 85L130 83H126L125 86H128ZM69 85H70V87H69ZM72 85H76L75 86L76 91ZM194 85H192V86H194ZM210 85H212V87L214 86L213 91L211 89L212 87L210 88ZM254 85L258 86V91H256L255 94L248 92L249 90H247L248 88H246V87L250 88V87H253ZM100 86L98 88H100ZM150 86H152L151 90H150ZM198 86H201V87L206 86V87L203 88L205 90H203L202 88H201L202 89L201 90V89H199L200 87L198 88ZM216 86H218V85H216ZM185 87L186 88L188 87L187 89H189V88H191V89L187 90ZM68 88H71L70 90L73 93H70ZM168 88H169V90H172L170 87H168ZM184 88H185V90H184ZM207 88H209L211 91L206 90ZM244 89H246V90H244ZM191 91L189 93H192ZM67 92H69V93H67ZM150 92H151V94H150ZM200 92H201V94H200ZM58 94H60V95H58ZM62 94H63V96H64V94H66L67 96H65V97H67V99H65V97L61 96ZM108 95H109L108 97H110V95L112 96V94H108ZM113 95H114V93H113ZM177 95H179V96H177ZM104 96H105V94H104ZM59 97L63 98V100H59L60 99ZM51 98H53V99H51ZM56 98L60 102H57V100L55 101ZM105 98H106V96H105ZM64 100L65 101L69 100V101H66L68 103H65ZM91 102L92 101L89 102L90 105H92ZM255 102H257V103H255ZM63 103L66 105H64ZM96 103H98V102H96ZM210 103H212V104H210ZM215 103L217 105L216 109H214ZM37 104H38V106H37ZM163 104H164V106H163ZM195 104L197 105V107ZM252 104L255 105L257 108L255 107V109H253ZM93 105H92V107L97 108V106L99 104H93ZM236 105H238V106H236ZM66 106H69V107L67 108ZM87 106L91 107V106H89V104ZM145 106H147V105H145ZM222 106L223 107L225 106L226 108L224 107V110L221 112V111H219V109L221 110L222 108H220V107H222ZM41 107L43 108V110H41L42 109ZM126 107H128V106H126ZM98 108H99V106H98ZM44 109L47 111H44ZM53 109H55V111ZM56 109H58V110H56ZM63 109L67 110V111L65 112V111H63ZM72 109H70V111H69L70 113H71ZM209 109H211V110H209ZM40 110H41V113L39 112ZM212 110H213V112H212ZM256 110H258V111L256 112ZM48 111H50V115H49V113H47ZM183 111H184V109H183ZM196 111H197V113H196ZM42 112H44L45 114L43 115ZM51 112L52 113L54 112L55 114L54 113L51 114ZM181 112L182 111H172V112H169L168 115L170 117H178V116L180 117ZM220 112L222 114H220ZM40 114H42V115H40ZM218 114H219V116H218ZM38 115H40V116H38ZM47 115H49V116H47ZM102 115H104L103 111H99L97 114V116H102ZM46 116L48 118H46ZM211 116H213V115H211ZM51 117H50V119H52ZM40 119H41V122L44 119V121H45V122H43L44 126H41L43 124L40 122ZM51 122H52V120H51ZM203 124L201 125V127L199 125V128H197L196 131H193L189 134L183 135L182 136L183 139H182V137L179 138V136H177L178 142H177L176 146L171 149L172 151L169 150L168 148H165L166 152L160 151L159 155L162 157L163 153L168 154L169 152L170 153L172 152V153H175L174 154L175 157L179 156L178 158L181 162H187V163L190 161V159L192 157L199 158V156H197V155H199V153L197 154V151L199 149L204 150V148H199L198 150H196L197 147L200 145V144H198L199 142L198 143L196 142L197 141L196 138L200 139L199 135H202L201 133L205 132L203 130H206V129H204V127L206 128V126H204ZM212 125L211 126L213 128L216 127V129H217L216 125H214V124H212ZM70 126H74V125L71 124ZM40 127H43V129L45 127L46 132L45 131L40 132V131H43V129ZM176 128H178V127H176ZM176 128L174 127V129H175L174 132L176 134H178L179 130ZM200 128L202 129V131L200 130ZM69 130H72V131H70L72 133H76L77 128L71 127ZM74 130H75V132H74ZM211 130L215 131V128L211 129ZM38 133H41V134H38ZM47 134H49L51 137L48 136ZM227 134H229V133H227ZM36 135L37 136L42 135L43 139L41 137H37ZM45 135H47V136H45ZM54 135H56V133ZM190 135H191V137H190ZM43 136H45V137H43ZM35 137H37V139L40 138L39 141H40L41 145L39 144V141H35ZM49 137L51 139V140H49L50 145H49L48 140H47V139H49ZM242 137H244V138H242ZM202 138L203 137H201V139ZM227 139H225V140H227ZM33 141H34V143H33ZM236 141H238V142H236ZM241 141H243V142H241ZM256 141H258V142H256ZM253 142H256V145L253 146V144H252ZM31 143H32V146L30 149L29 145ZM46 143H47V147L51 146V148H52L54 145L53 149H54V151H56V153H53L52 155H49V156L46 155L45 157H44L43 153H42L43 155L41 153H39L38 151L40 150V148L43 149L46 146ZM187 143H189V144H187ZM225 143H227V141H225ZM231 143H234V142L232 141ZM36 144H39L43 148L40 147L39 145H36ZM42 144H44V145H42ZM203 144H207V143L204 142ZM227 144H229V143H227ZM154 146H157V145H154ZM232 146H233V144H232ZM84 147L88 148L89 146L86 145ZM216 147H218V148H216ZM35 148H36V151H35ZM181 148H182V150H181ZM28 149H30V151H32L33 154L29 153V151H28L27 154L29 156L28 155L25 156L24 152L26 153L25 150H28ZM37 149H38V151H37ZM230 151H228V152H230ZM246 151L247 152L250 151L249 157L248 156L243 157V156L248 154ZM256 151H254V152H256ZM40 152H42V151L40 150ZM200 154H201V152H200ZM36 155H38V156L36 157ZM201 155H203V154H201ZM21 157H22V159L24 158L26 160L24 161V159H23L24 162L22 160H18L19 158L21 159ZM16 160H18V161H16ZM28 160H30V162H28ZM20 161H22V162H20ZM141 162L144 163L141 160L140 161L137 160V161H134V162L132 161L131 163H127L126 165L125 164L124 165L125 166L130 165L129 166L130 169L133 167V168H135L134 170H140V168L143 165ZM228 162H229V164H228ZM22 163H23V166H22ZM26 163L29 164L28 168H26V167L24 168ZM19 164H21V165H19ZM224 164H223V166H224ZM125 166H121V168H125ZM37 181H35V182H37ZM148 183H149V185H147ZM12 185L10 187L11 190L15 189V187H14L15 184L13 186ZM146 186L150 187L151 186L150 182L146 183V181H145L143 183V187H146ZM8 192H9V190H8ZM210 196L211 197H209V195L205 196L207 198L206 200L204 199L205 197H203L202 198L203 201L211 200L213 194L212 195L210 194ZM42 197L43 196L31 197L32 199L30 198V202H32V203H30L28 201V206H29L28 214L43 213V215L45 216L44 219H47V217L50 216L51 213L54 214V213L58 212V210L42 209L41 207H40L41 208L40 209L38 206L43 205L44 204L43 201H45V202L47 201L46 197H43V198ZM208 198H210V199H208ZM97 210H96L97 213L106 211V209L105 210L104 209H97ZM149 210H150V208L145 207V208L141 209L140 212H141V214L146 215L149 212ZM40 222L38 221V222H36V224H38ZM36 224L35 223L34 224H26V226L20 227V229H21V231H25L27 229H34L37 227ZM255 230H257V231H255ZM256 232H259V235H260L258 241L255 238L252 239L254 241L250 240L251 242H246L243 239L245 236H249V234H250V236H254L253 234ZM240 237H241V241L239 240ZM168 238H161L160 240H162V242H166V241H169ZM198 238H195L194 240H192V239L191 240H187V239L183 240L182 239V241L178 245L181 248H184L185 246H187L188 243H192V241L195 242L196 239H198ZM237 238H238V241H237ZM148 241H150V239ZM181 244H183L184 246ZM179 246H176L175 249H178ZM180 249H179V251H182V249L181 250ZM182 261L183 262L185 261L186 263L185 262L182 263ZM12 264H36V263L33 261L32 262L26 261L25 263L14 262ZM37 264H54V263H53L52 259L48 256V257H43V258L39 259ZM57 264H62V263H57ZM67 264H70V263H67ZM75 264H77V263H75Z\"/></svg>", "mask_w": 264, "mask_h": 264}]
</instances>
